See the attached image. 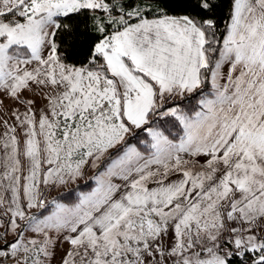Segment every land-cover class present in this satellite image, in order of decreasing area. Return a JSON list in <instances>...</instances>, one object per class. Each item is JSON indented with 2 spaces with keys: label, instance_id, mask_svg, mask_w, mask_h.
Segmentation results:
<instances>
[{
  "label": "snow or ice",
  "instance_id": "1",
  "mask_svg": "<svg viewBox=\"0 0 264 264\" xmlns=\"http://www.w3.org/2000/svg\"><path fill=\"white\" fill-rule=\"evenodd\" d=\"M0 0V264H264V0Z\"/></svg>",
  "mask_w": 264,
  "mask_h": 264
},
{
  "label": "trees",
  "instance_id": "2",
  "mask_svg": "<svg viewBox=\"0 0 264 264\" xmlns=\"http://www.w3.org/2000/svg\"><path fill=\"white\" fill-rule=\"evenodd\" d=\"M131 2V0H130ZM229 6H230V0H222V13L221 15L223 16L224 20H227L228 13H229Z\"/></svg>",
  "mask_w": 264,
  "mask_h": 264
}]
</instances>
